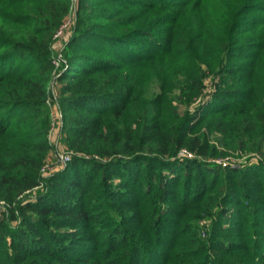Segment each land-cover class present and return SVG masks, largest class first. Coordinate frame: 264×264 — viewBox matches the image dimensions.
<instances>
[{"label":"trees","instance_id":"obj_1","mask_svg":"<svg viewBox=\"0 0 264 264\" xmlns=\"http://www.w3.org/2000/svg\"><path fill=\"white\" fill-rule=\"evenodd\" d=\"M0 264H264V0H0Z\"/></svg>","mask_w":264,"mask_h":264},{"label":"built area","instance_id":"obj_2","mask_svg":"<svg viewBox=\"0 0 264 264\" xmlns=\"http://www.w3.org/2000/svg\"><path fill=\"white\" fill-rule=\"evenodd\" d=\"M70 19L72 20L71 17H70ZM71 20H70V22H67V23L65 22V24L60 28L58 33L55 35V39L58 40L60 38H65L69 34V31H70V29L72 27V24H73V22ZM63 61H64V59H63L62 55H60V56H58L57 59H55L54 64L56 65V67H60L61 66V62H63ZM52 88H53V93L51 92L52 96H51V99L49 100L48 104H50L52 102L54 103L53 109L55 110V114H57L59 116L58 117V116L55 115L54 121L56 119H59V120L63 121V114H62L61 108H60V106H59V104L57 102V95H56L57 92H56L55 84H53L51 86V89ZM54 129H55V124L53 123L52 129L50 131L51 135L49 136L50 141H52L51 136H52V132L54 131ZM181 154L183 156L186 155V156L191 157V158L193 157V155L191 153H189L187 150H183V152ZM72 156H73L72 153L66 151L63 154H59L56 157V159L54 160V162H52V163L48 161L49 160V158H48V160L46 161L44 167L42 168V171H41L42 176L43 177H48L53 172L55 173V172H58V171L64 169L67 166V164L72 160ZM217 163H221V162L217 161Z\"/></svg>","mask_w":264,"mask_h":264},{"label":"rangeland","instance_id":"obj_3","mask_svg":"<svg viewBox=\"0 0 264 264\" xmlns=\"http://www.w3.org/2000/svg\"><path fill=\"white\" fill-rule=\"evenodd\" d=\"M75 2H77V0H75ZM70 17L72 18V20L70 19ZM70 17L66 20V23L67 22H70V20L72 22H74V12H73L72 16H70ZM70 35H71V33L69 31V34L65 38H60V39L57 40V43L55 44V47H54L55 51H57V54H58L57 56L62 55V51L65 48L66 43L69 42ZM51 92L53 93V88L51 89ZM52 93H51V96H52ZM48 107H49L50 117H51L50 131L52 129L53 123L55 124V129L52 132V136H51L52 141H50L53 150L50 153L49 160H48L49 162L52 163V162H54V160L56 159V157L59 154H63L64 152L67 151V148H66L67 146H66V144L64 142V139L62 138V131H63V127H64V120L62 121V120L56 119L54 121L55 115L58 116L57 114H55V110L53 109L54 103L52 102V103L48 104ZM40 191L41 190H36L33 193V195L34 196H38V193Z\"/></svg>","mask_w":264,"mask_h":264}]
</instances>
